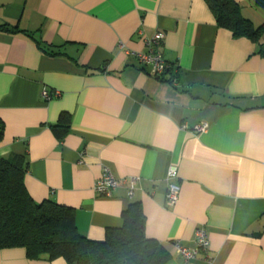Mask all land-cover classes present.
<instances>
[{
	"label": "crops",
	"instance_id": "crops-1",
	"mask_svg": "<svg viewBox=\"0 0 264 264\" xmlns=\"http://www.w3.org/2000/svg\"><path fill=\"white\" fill-rule=\"evenodd\" d=\"M234 1L254 26L264 21L254 0ZM155 32L175 68L161 79L126 52H147ZM43 89L59 95L46 101ZM0 119V156H23L29 196L72 208L88 239L102 241L139 202L166 264H264V57L218 27L204 0H0ZM105 169L120 180L109 198L93 189ZM131 177L130 197L121 181ZM199 229L208 253L186 260L176 245L194 248ZM0 264L67 263L14 247L0 250Z\"/></svg>",
	"mask_w": 264,
	"mask_h": 264
},
{
	"label": "trees",
	"instance_id": "trees-1",
	"mask_svg": "<svg viewBox=\"0 0 264 264\" xmlns=\"http://www.w3.org/2000/svg\"><path fill=\"white\" fill-rule=\"evenodd\" d=\"M204 1L218 27L257 43L264 57V21L254 26L234 0ZM254 4L264 11V0H254ZM40 48L44 46L40 44ZM68 118L62 113L52 127L57 136L65 134ZM3 132L0 119V138ZM25 172L23 156H0V250L21 247L30 259L62 258L67 264H166L170 257L167 248L145 235L139 202L128 205L121 227L108 228L102 241L91 240L77 230L72 208L52 200H32L24 185Z\"/></svg>",
	"mask_w": 264,
	"mask_h": 264
},
{
	"label": "built area",
	"instance_id": "built-area-1",
	"mask_svg": "<svg viewBox=\"0 0 264 264\" xmlns=\"http://www.w3.org/2000/svg\"><path fill=\"white\" fill-rule=\"evenodd\" d=\"M163 40L162 32H155L151 37H147L144 39L148 50L147 52H130L126 50L127 53L133 54L140 64L148 67V73L150 76L156 79H161L165 74L173 71L174 66L168 63L162 54V50L160 49ZM120 48L124 46L119 44ZM176 72V71H175ZM171 82L176 84V78L172 77ZM59 94L57 92L50 93L48 90H42L43 98L48 101ZM181 128H185L183 124ZM208 129L207 123H201L195 126L194 130L197 133L205 132ZM177 167L175 165H170L166 171L165 181L167 184L166 197H165V205L167 207H173L177 201L180 194V186L177 183ZM137 177H131L127 180L123 179L121 182L127 184L128 186V195L131 197L133 195V191L137 184ZM120 180L116 179L108 169H105L103 174L99 179L96 180L94 184V192L98 196L102 197H111L112 192L119 185ZM209 241L207 233L204 229H199L195 234V247L188 248L182 245L177 244L176 250L177 253L186 260L196 258L197 254L202 251L205 254L208 253ZM211 258L207 255V262H210Z\"/></svg>",
	"mask_w": 264,
	"mask_h": 264
}]
</instances>
